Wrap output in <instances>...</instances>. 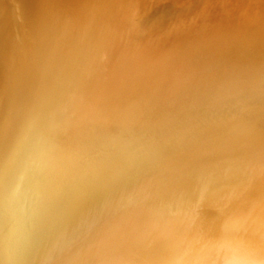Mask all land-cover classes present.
<instances>
[{
	"label": "bare ground",
	"instance_id": "bare-ground-1",
	"mask_svg": "<svg viewBox=\"0 0 264 264\" xmlns=\"http://www.w3.org/2000/svg\"><path fill=\"white\" fill-rule=\"evenodd\" d=\"M229 184L264 206V0H0V264H166Z\"/></svg>",
	"mask_w": 264,
	"mask_h": 264
},
{
	"label": "rangeland",
	"instance_id": "rangeland-1",
	"mask_svg": "<svg viewBox=\"0 0 264 264\" xmlns=\"http://www.w3.org/2000/svg\"><path fill=\"white\" fill-rule=\"evenodd\" d=\"M147 176L150 177L151 175L145 174L146 178H148ZM219 188L218 192L213 191L207 193L204 197L202 196L203 199L201 197L185 196L186 199L184 198L182 201L186 203L171 206V210L167 209L171 220L174 219L173 221H175L174 226H171L170 229L172 230L171 234H174L173 236L176 238H181L182 232L187 231L188 233L186 232V235L183 234L182 236L187 237V240L185 237L183 238L185 240H182V238L176 240L175 237L170 240V244H168V262L166 260V264H170V262L171 264H177L178 261L189 257L200 249L207 250L211 254L212 264H220L221 256L226 250H230L228 252L231 253H247L250 250L264 251V206L259 208L249 206L248 198L244 196V193H241L242 187L229 184L219 186ZM133 189L134 187L131 188L132 192L131 190L128 192V190L123 194L121 193L118 201H124L126 193L128 196L133 193ZM233 224H242V226L234 228ZM178 225L180 226L177 227ZM175 230L182 231L180 232L181 235L177 233V236ZM177 241L184 243L181 244V242L179 245ZM170 246L174 248L172 247V249ZM175 257L176 260H174Z\"/></svg>",
	"mask_w": 264,
	"mask_h": 264
}]
</instances>
